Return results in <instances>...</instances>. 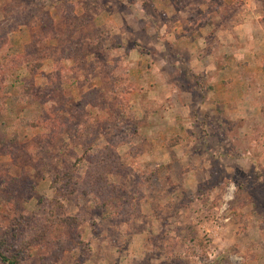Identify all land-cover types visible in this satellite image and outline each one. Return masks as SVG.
I'll use <instances>...</instances> for the list:
<instances>
[{
  "label": "rangeland",
  "instance_id": "374dc122",
  "mask_svg": "<svg viewBox=\"0 0 264 264\" xmlns=\"http://www.w3.org/2000/svg\"><path fill=\"white\" fill-rule=\"evenodd\" d=\"M263 11L264 0H0L1 252L18 264H264ZM210 67L231 71L230 109L196 74ZM109 75L134 88L123 123L84 104L111 99ZM28 95L49 99L52 143L28 126ZM111 188L116 206L101 209Z\"/></svg>",
  "mask_w": 264,
  "mask_h": 264
},
{
  "label": "trees",
  "instance_id": "16d2710c",
  "mask_svg": "<svg viewBox=\"0 0 264 264\" xmlns=\"http://www.w3.org/2000/svg\"><path fill=\"white\" fill-rule=\"evenodd\" d=\"M72 45H73V43H72ZM69 48L70 49L72 48L71 45L69 46ZM53 51H54V49H53ZM54 52H56V50ZM52 54H53V52H52ZM89 55L95 56V59L98 60L97 54L91 52V50L89 53L84 54L83 56H89ZM73 59H76V56L74 57V56L70 55V57H68L67 61L68 62L73 61ZM89 65H91V67H92L91 71H93V69L96 67L97 63L92 62L91 64L89 63ZM39 67L40 66H36L35 70H32V68H31V71L33 72V74L35 73V71H38ZM116 79H117V77L113 78L111 75H109V78H108L109 86L108 87L111 90H113L111 92V99L110 100L99 102V100L96 99L95 103H93L94 105L87 102V100H85L86 95H83V98L81 100L86 101L84 103L85 105L89 104L90 107L96 106L98 108V111L100 114V120H107L109 115H111L112 117L116 118L118 123H123L125 120H121V119H126V116H129L128 112L130 110V103L128 100V95L131 94V92L133 91L134 88L129 87V83H128L127 78L122 80L121 85L114 83V81ZM25 102L27 104V108L30 112V115H32L31 120H28V126L33 128V129H39V130L44 129L46 136L51 140V143H52V139H54L55 134H56V132H55L56 129L51 124H49V120H51L52 116L54 117V120H55L56 119V117H55L56 113H55V115H54V112L52 113V115L46 113L45 109H47V107H48L47 104L49 103V99L40 100L39 98H35L34 96L28 95ZM85 105H84V107H85ZM76 127H77L78 131L82 132L83 127L81 125H77ZM12 135H13V138H15L16 134H12ZM13 140H10V141H13ZM3 141L4 140H2V142ZM60 152L61 151L59 150V153ZM84 156H86V155H84ZM64 157H65V154H64ZM54 160L60 162V165H61L62 161H63V154L62 155L59 154V156L57 158H55ZM79 161H81L80 158H75V160H74V162H76V164ZM45 165L47 166L46 169H48V172L46 171L44 173H46L47 177H49V176L51 177V170H52V167H54V165L51 162H47ZM49 170H50V172H49ZM68 176H69V173L60 171L58 176L56 175V176H53L51 178L52 179L51 183L55 184L58 181H65L64 179H67ZM7 181L14 182V179L7 177L6 181H4L5 183H2V185H4L5 187H8L9 184ZM103 189H104V187H103ZM112 191H113V188H111V192L107 196V198H105V200L101 201V198H100V201L102 203L101 204L102 207H100L101 209H108L109 205L113 206L115 208L117 199H116V197L112 196ZM60 200H61V198L57 199L56 203L60 204ZM1 246H2V244L0 243V249H1ZM0 261L4 264H18L17 259L15 257H13V256L7 257L3 252H1V250H0Z\"/></svg>",
  "mask_w": 264,
  "mask_h": 264
},
{
  "label": "crops",
  "instance_id": "0c3cea01",
  "mask_svg": "<svg viewBox=\"0 0 264 264\" xmlns=\"http://www.w3.org/2000/svg\"><path fill=\"white\" fill-rule=\"evenodd\" d=\"M190 7V6H189ZM244 7H247L245 4H244ZM243 7V8H244ZM189 9V8H187ZM248 11V10H247ZM255 12V11H254ZM264 12V11H263ZM179 13H181V11H179ZM260 13L259 11L256 10V14L258 15V20L256 21H253L252 23H254L253 25H259L257 23H260V19H261V15L258 14ZM250 21L244 23L243 25H234V26H230V30H234L236 28H244L245 26H250ZM212 22H210L209 24L210 25H215V30H216V33H215V37H217V35H221L222 32H224V30L228 27H226L224 24L221 25L220 21L219 22H215V20L213 21V24H211ZM176 28L178 29H183L185 31V33L187 32V30L191 27H196L195 24H191L190 22H186V21H178L177 24H175ZM204 27H207V26H201V28H204ZM234 27V28H233ZM209 28V27H207ZM210 29V28H209ZM201 33V32H200ZM231 33L232 31L229 33L230 36H231ZM224 37H226V33L224 32ZM203 34H202V37H200V39H198L197 42H192L191 44L195 45V47L197 48V46H201L202 44L204 45V41H203ZM233 38V37H232ZM182 39V41H184V50H186L185 48L188 47V45L190 43H188L186 40V37H181L179 38L178 40ZM216 39V38H215ZM219 39V38H217ZM169 42L168 43H171V45L173 44L172 40H168ZM200 41H202L201 43H199ZM179 43V42H177ZM176 43V44H177ZM199 43V44H198ZM220 43H218L217 45L219 46ZM168 45V44H167ZM179 45V44H178ZM195 48V49H196ZM221 48V47H220ZM204 58H207V59H210V56L208 57H203V56H200V54H193V60L194 62H199V60H202ZM244 61H248V60H245ZM202 69V70H201ZM210 71H206L204 70L203 68H200V70L196 71V74H200L201 77H204L206 78L207 81H209L210 85L212 86V88L210 89L209 94L210 95H207V97L210 99V102L212 103V105L214 106H220L224 109H230L231 107H233L231 104L232 102H234V99H233V96H232V86L234 85V81L230 84V89L227 88V86L225 84H229L227 83L226 81H229L228 78L230 77V72L228 69H224V70H221V71H217L216 67H214V70L215 72H213V74H210V72L213 70V68L210 67L209 69ZM228 77V78H226ZM230 79V78H229ZM226 82V83H225ZM247 87V86H246ZM231 93V94H230ZM240 102V101H239ZM236 103V102H234ZM241 103H243L241 101Z\"/></svg>",
  "mask_w": 264,
  "mask_h": 264
}]
</instances>
